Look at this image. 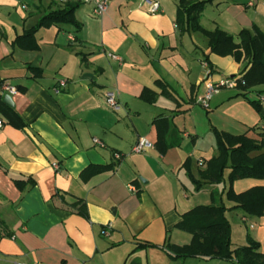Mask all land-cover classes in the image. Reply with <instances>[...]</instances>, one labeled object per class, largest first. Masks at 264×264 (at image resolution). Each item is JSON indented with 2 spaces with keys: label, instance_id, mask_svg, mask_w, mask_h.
Returning <instances> with one entry per match:
<instances>
[{
  "label": "crops",
  "instance_id": "crops-1",
  "mask_svg": "<svg viewBox=\"0 0 264 264\" xmlns=\"http://www.w3.org/2000/svg\"><path fill=\"white\" fill-rule=\"evenodd\" d=\"M155 1L161 6L156 14L141 0H112L101 16L80 5V28L38 29L26 48L16 40L66 5L0 4V87L17 89L0 88V95L12 97L11 109L25 124L17 128L0 112V264H237L175 258L167 249L191 243L192 235L178 227L183 216L209 205L217 192L208 183L197 191L192 180L219 155L213 129L261 141L264 107L258 113L250 101H259L264 86L223 88L207 109L198 105L207 70L217 84L239 78L249 63L213 54L202 33L182 32L180 0ZM200 24L240 43L243 30L257 27L264 34V7L259 0H216ZM146 90L155 103L142 99ZM109 91L117 93L118 111L106 103ZM159 118L171 125L168 143L179 145L163 154L156 148L132 154L140 138L156 146ZM116 153L123 159L115 161ZM110 165L113 171L85 174ZM255 187L264 180L234 184L237 194ZM231 212L264 253V216Z\"/></svg>",
  "mask_w": 264,
  "mask_h": 264
},
{
  "label": "trees",
  "instance_id": "trees-1",
  "mask_svg": "<svg viewBox=\"0 0 264 264\" xmlns=\"http://www.w3.org/2000/svg\"><path fill=\"white\" fill-rule=\"evenodd\" d=\"M215 1L180 0L177 27L182 32L202 33L208 40L211 52L217 56H233L239 62L242 59L248 61V67L244 69L239 78H235L239 82L238 89L248 91L264 86V34L257 27L252 30H243L238 35L240 43H236L232 35L220 29L205 30L200 24L201 16L207 5ZM79 6V4L70 3L61 10L45 15L36 29L19 37L15 44L23 48L28 47L26 41L34 40L35 33L41 28H50L55 25H71L80 28L81 25L75 19V11ZM261 96L263 95H259ZM3 99L4 97L0 95V112L7 118L9 124L20 129L24 128L25 124L21 116L5 105ZM142 99L153 104L156 101V95L146 90ZM250 103L258 113H261L260 100L250 101ZM154 124L159 134L156 149L163 154L179 145L167 141V135L171 132V125L167 119L159 118ZM261 130L259 134L261 141H256L246 135L234 136L213 129L219 155L208 161L205 170L200 171V180H192L199 190L207 183L216 184L225 181V174L229 172V188L226 190V196L233 206L227 207L213 193L211 205L198 206L186 213L178 227L189 232L192 235V241L184 247L168 246L167 250L171 256L174 254L173 257L182 259H219L237 264H264V253L261 251V246L251 236L247 237V246L233 248L232 226L227 218V212L236 210H241L250 217L264 216V187H255L241 194L233 190V184L238 180H264V128ZM114 169V165L91 166L87 168L85 174L90 175ZM79 213L85 215L84 211Z\"/></svg>",
  "mask_w": 264,
  "mask_h": 264
},
{
  "label": "built area",
  "instance_id": "built-area-1",
  "mask_svg": "<svg viewBox=\"0 0 264 264\" xmlns=\"http://www.w3.org/2000/svg\"><path fill=\"white\" fill-rule=\"evenodd\" d=\"M57 4L65 6L70 3L79 4V5H85V6H91L93 8V12L97 16H101L104 13H106L109 9V6L112 2V0H54ZM261 2V5L264 7V0H259ZM143 4H145L148 7V11L151 14H156L161 10L160 3L155 0H141ZM108 57L118 61L119 63H122V58L119 56L108 54ZM211 71L207 70L206 74V94L203 97L198 98L197 103L201 107L207 109L209 107V102L212 99L213 95L218 93L221 89H231L236 90L239 88V82L237 79H227L223 80L220 83L215 84L213 81L210 80ZM60 87L64 88L66 87V82L62 81L60 83ZM1 90L9 91L11 94L16 93L17 89L15 87H11L6 85H3L0 87ZM106 103L109 108H111L114 111H118L120 109V105L117 101V93L115 91H109L105 95ZM260 103L262 107H264V95L259 98ZM5 127V121L4 119L0 118V131L3 130ZM94 144L99 145L101 147H104L103 143H101L99 140H94ZM155 145L148 141L146 138H140L137 143L132 147L131 153L132 154H143L147 150L154 149ZM123 155L121 154H114V160L120 161L123 159ZM53 167L55 169H59V166L57 164H53Z\"/></svg>",
  "mask_w": 264,
  "mask_h": 264
},
{
  "label": "rangeland",
  "instance_id": "rangeland-1",
  "mask_svg": "<svg viewBox=\"0 0 264 264\" xmlns=\"http://www.w3.org/2000/svg\"><path fill=\"white\" fill-rule=\"evenodd\" d=\"M224 178H225V181H223L221 183L211 184V185H214L217 192L211 193V203L209 205L212 204V194L213 193L216 195V197L219 199V201H221V197H222L223 198L222 202L227 207H230L233 205V203L231 201H229L227 196H226V190L229 188V173L228 174L226 173ZM238 181H240V180H238ZM238 181H236V182H238ZM234 184H233V190L236 193V191L234 189ZM197 191H200V190L197 189ZM206 206H208V205H206ZM227 218H228V220L232 226V246H233V248L247 246L248 245L247 237L250 235L247 233V228L245 226V223L242 221L241 216L234 214L231 211H229V212H227Z\"/></svg>",
  "mask_w": 264,
  "mask_h": 264
},
{
  "label": "water",
  "instance_id": "water-1",
  "mask_svg": "<svg viewBox=\"0 0 264 264\" xmlns=\"http://www.w3.org/2000/svg\"><path fill=\"white\" fill-rule=\"evenodd\" d=\"M4 103H5L7 106H9L10 108H14V107H15V105H14V103H13V99H12L11 96H5V98H4Z\"/></svg>",
  "mask_w": 264,
  "mask_h": 264
},
{
  "label": "clouds",
  "instance_id": "clouds-1",
  "mask_svg": "<svg viewBox=\"0 0 264 264\" xmlns=\"http://www.w3.org/2000/svg\"><path fill=\"white\" fill-rule=\"evenodd\" d=\"M12 3V4H15L17 2V0H0V4L2 3Z\"/></svg>",
  "mask_w": 264,
  "mask_h": 264
}]
</instances>
